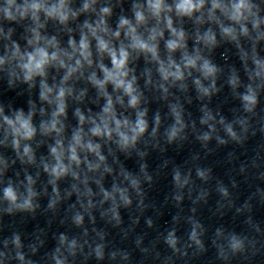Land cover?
Here are the masks:
<instances>
[{"label": "clouds", "instance_id": "obj_1", "mask_svg": "<svg viewBox=\"0 0 264 264\" xmlns=\"http://www.w3.org/2000/svg\"><path fill=\"white\" fill-rule=\"evenodd\" d=\"M188 2L190 3V0H188Z\"/></svg>", "mask_w": 264, "mask_h": 264}]
</instances>
